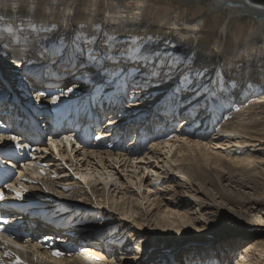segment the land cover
I'll list each match as a JSON object with an SVG mask.
<instances>
[{"label": "bare ground", "instance_id": "6f19581e", "mask_svg": "<svg viewBox=\"0 0 264 264\" xmlns=\"http://www.w3.org/2000/svg\"><path fill=\"white\" fill-rule=\"evenodd\" d=\"M4 1L6 5L4 7L7 8V6H9V8L13 9V13H11L9 9V13L6 17L0 16V26L3 27L2 29L7 30L13 25L17 28L18 25L15 23H18V19L24 21L25 17V15L18 14L20 12H25V9H21V0ZM52 1L59 0H44L43 3L46 4L43 5L49 6ZM60 1L62 4L64 3L67 5L73 2V0ZM117 1L120 0H113L114 3ZM195 1L176 0L175 2H178L179 6H175L172 10V6L170 5L171 8L167 9V12L170 13L179 10L177 17L179 20L182 19L180 22L182 21L183 25L178 26L179 34L175 32L170 35L166 32L164 36L160 38L159 34H162V31L159 29V32L152 31L153 33L143 31V33H136L129 37L127 39L128 45L121 46L116 44L119 48H125L135 43L142 45L144 42L142 47L145 54L150 57V63L155 68L154 73L151 69L138 67L134 63L115 66L114 63L108 62L106 64L108 72H114L116 74V71L119 69V74L112 75L116 77L115 80H113V77H106L108 82L105 83L99 77H96L95 81L92 79L95 75L94 69L90 70L91 73H94L93 76H82L77 73V68H72L70 69L71 72H69L70 79L82 81H74L72 84L68 85L62 78L59 82L49 84L47 87L40 89L36 94L39 100L36 98L35 102L43 106L51 104L52 95L60 96V101L58 102L65 104L73 100L86 99L94 93L98 94L101 92L105 94L109 92V90H106L110 89L108 88L109 85L112 84L113 86L119 79H124V77L120 75L121 71L126 72L125 70L127 69L137 67L138 70L136 72H127V81L125 82H130V77H128V75L137 77V73L141 74L138 77L139 79L146 76L147 81L144 83L130 82L133 90L127 91V89H123L119 93L121 99L119 98L118 102L120 100L121 102L118 103V106L122 108L120 113L122 114V122H125L134 115L131 109L142 111L148 108H150L148 113L151 117H156V120L161 119V117L165 118L164 115L172 116L173 114L179 115L180 113L187 118V110L191 109V116H194V118L186 120L181 119L184 123L182 126L178 127L177 121L175 120L176 118L174 119L173 116H168L174 120L173 124L170 123L168 128V124H166L165 132L158 133V137L152 138V141L150 140L146 143L144 149L139 151L136 155V152L130 147V149H128V147L125 149H112L110 145L78 151L72 147V141L75 140L74 138L70 142H65L62 139L64 136L73 137L70 133H61V135L55 139L59 141L55 148L52 145H46L45 148L36 147L38 151L36 150V152L32 153L34 159L37 160L43 157L44 159H42L46 162V160L53 157L54 160H61L62 163L71 161V169L76 166L75 168L78 169L77 174L79 173V177L75 174V170V172L70 171V174H66L65 176L54 178V175L58 173L51 172L52 170L47 167L50 164L48 163L44 164V172L41 170V173L43 172L46 177H40L38 175L35 178H31V176L28 175L27 177L29 178L27 181L25 178V181H20L24 187H21V184L19 185V180V183L16 182L17 184L11 180L8 184L13 185L17 190L23 192L21 198H32L40 202L43 200L44 203H47V205L52 208H61V215L64 216L62 220H67L66 222L70 223V225L63 228H58L50 224L41 225L40 223H36L33 219H27V216L21 210H11L13 212L12 219L7 224L6 231H16L17 225H23V222H25L26 226L32 223L31 228L40 235V238L36 241H30L23 237L20 239H15L7 235L0 237V245H3L4 240L13 242L7 244L6 247L0 246V257H3L0 264H13L14 256L5 257L3 255L5 250L14 253L15 256H19L25 264H175L174 254L183 250L184 247H187L192 243L191 241L209 244L210 241L215 238L219 239L226 235L222 234L226 230L241 233L246 229L244 227L249 223L263 224L261 221H264V79L260 80V84H255L252 89L251 85L248 86V82H246L243 77L244 74L242 75L243 70H239L236 72L233 71L232 76L240 75L242 77L240 83L229 84L227 81L224 82L222 78L225 75L224 73L226 72V76H229L227 73L231 71L230 66H237L239 62H232L233 60H229V58L226 57L227 54L231 53L229 51L224 52V59L223 61L220 60V63L215 61L212 57L206 56V52L209 51V45L218 47L217 45H219L220 42L227 45L231 37H233L235 39L233 43L239 41V39H244L243 46H239L240 48L238 47L240 50L246 51L252 57L257 56V52L253 53L254 46L264 41V0ZM118 3L119 2H117V4ZM111 5L114 4L104 1L101 6L107 11L120 14V16L114 19H128V24L119 25L121 31H125L126 29L130 30V28L133 27L140 28L141 25H145L139 23L140 21H133L137 16H132L134 12H136L133 7L130 8V12L133 14L130 13L129 15L131 16H129L127 13V15H124L121 12V7L118 9L115 5V9H112ZM28 9L33 11L31 5ZM242 11H246L242 13L243 16L241 14ZM46 12L48 11L46 10ZM18 15L20 16L17 18ZM43 17L45 18L44 15ZM89 17V19H93L92 14H90ZM250 17L253 18L254 21L249 20ZM256 17L258 19L257 21H259L258 23H255ZM171 21L172 26L177 25L175 17L171 16ZM26 22L27 21L21 25H28ZM29 23V26L34 27V29L37 27V29H40L45 26L44 22L33 21ZM81 23L85 25V22L78 23V25H80L79 28L84 30ZM187 24H195L196 26L204 24L202 29L207 28L206 30L204 29V33L201 34L205 35L207 39H201V42L197 46L198 55L195 58L193 57V59L192 53L195 52V47L192 48L188 45V43H192L193 45L194 42H187V40L192 38L190 35L191 28L186 26ZM124 27L126 29H124ZM65 29H68L65 30V36L73 33L69 38V42L78 38L76 31L73 30L76 28L67 27ZM174 29L177 30L176 28ZM109 30L110 29H108V33L111 34L117 32ZM63 31L64 30L61 32ZM2 32H4V35H0V72L1 70L6 71L8 66L5 62H7L8 65L9 63L12 64L10 66V68H12L13 64H15L13 62L16 61L14 58L16 57L20 59L19 61L22 63V66H28L30 63L22 62L24 61L22 56L23 52L19 55L17 47L12 51V54H16V57H10L8 59L9 61L6 60L9 56L2 55L1 51L6 50L5 42L11 37L9 36L7 38V31L2 30ZM5 33H7V35H5ZM25 33L32 34V31L28 32L27 30V32H22L21 34L25 36ZM176 33L181 38L176 37L178 40L173 41L171 37ZM99 34L100 31H95L92 32L90 36L96 41L95 44L90 45V47L97 50L100 49L99 47L102 44V41L99 40ZM43 35L44 34L38 35L37 32L33 40L37 37L38 40L41 41V36ZM105 36L104 34V37ZM31 37L33 38V36ZM55 37L65 38L59 35H55ZM187 37L190 39H186ZM22 39L21 43L24 40L27 42L26 44H22L25 48L23 50L25 52L31 51L29 47V37L24 40ZM105 39H110L115 44V40L108 38V34L107 37L102 40ZM147 40L151 41V43L148 42L145 44ZM196 42H198V40ZM52 43L53 41H50L47 45H52ZM186 43L188 47L185 45ZM36 45L37 44L33 43L34 49H36ZM55 46L56 44L52 45V47ZM180 48L185 49V56H189L187 61H184V58L181 57L182 52L179 50ZM25 55L26 59H30L29 54L25 53ZM173 60L177 62L176 67L179 70L169 72L167 65ZM249 63H255L251 69L260 65V62L258 63L255 59L252 61L247 59V61L243 62V66ZM223 67H225V69H223ZM187 68H191L192 73H187ZM8 71L10 70L8 69ZM195 71H200L202 73L198 78V91L183 86L181 82L186 74L191 75L194 74ZM261 75L264 76L262 73ZM23 78H26L27 81H31L33 80V75L18 71L15 77V83H19ZM218 80L219 83H217ZM172 84L174 86L173 88H167L168 85ZM73 85H75L74 93L61 95L62 90H66ZM210 86H214L215 89L217 88L215 91H218V94H214L212 91L211 94H209L211 90ZM250 88L252 90H250ZM179 91L180 95H175L176 92ZM41 92L46 93L49 99L39 95ZM133 93H137V96L131 101ZM163 94H165V96ZM173 97L176 98V107L175 99H172ZM160 101L164 103L162 106L157 105ZM58 102L56 104L52 103L50 106L54 108L61 107L62 104H58ZM207 102H210L211 107L208 111L199 112L198 110L195 113L194 106H204ZM156 106L161 109H155ZM197 109L199 108L197 107ZM211 119L214 122L210 123ZM193 121L197 123L192 125ZM207 121L212 125H205ZM174 124H176L175 128ZM120 125H122V123L118 121L115 131L123 134V136H126V133L131 129L134 131V134L137 135L145 131L144 134H148L147 138L153 135V133H151L153 130L150 132L149 126L146 124L140 128L139 125L135 124L126 127L125 125ZM137 127L140 130L137 131ZM210 128H213L217 132L212 137L207 133ZM229 133H234L235 135H229ZM8 138L9 136H7V134H0V150H3L6 145H11L10 147L14 150L13 154H15V149L17 148L14 145L16 142ZM119 139H121V137H119ZM64 143L68 147L62 146ZM22 149L26 152L24 148ZM27 165H29V163ZM27 165L24 163L23 170H21L20 174L23 173L27 175V173L24 172L25 169L28 168ZM83 165H86L85 169L82 167ZM140 165H142L141 169ZM79 166L82 168H79ZM90 166L100 168L102 171L99 169L98 174L101 173L102 177L99 178L97 175H94L93 172L91 173V171L88 170H92L89 168ZM126 167L134 169L133 172L127 174V180H123L122 176L124 175L121 176V174L118 177L112 178V175L120 173V168H123L122 171L125 172V170L128 169H125ZM103 168H106L105 171ZM109 168H111V170H109ZM130 171H132V169ZM30 173L34 175L36 170H32ZM106 173L108 175H106ZM149 173L151 174L150 177ZM144 181H146V183L148 181V183L146 184ZM85 186L92 190L93 196L99 195L103 198L107 196L109 199L111 198L113 200L112 202L116 205L112 203L107 205V203L104 202L105 199H98L97 201L92 200ZM143 187L152 191L150 193L151 196L160 194L162 196L164 195V198L162 199L160 195H158L154 201L149 203V207L151 206V208L148 210L147 207L144 214H142L143 211H139L136 209L138 207L135 206H131L130 209L124 208L126 204L130 205L134 203V199H130L131 194L133 196L138 195L135 191L142 192ZM165 189L166 191H164ZM5 191L12 192L13 195H16L14 191L7 187ZM138 198L135 200V203L142 205V198ZM156 201L157 203H155ZM154 204L156 205L153 207ZM107 206L110 208L107 209ZM155 210H157L155 213H160L162 215V217H156V219H158L156 224L162 223L164 226L167 224L168 226L173 225L174 227L177 225L178 230H189L187 232L194 237L190 239L187 238L189 240H182L184 239L182 238L177 242L175 241V243H159V246L157 247L155 245L153 249L152 246H154V244L145 234V230L143 231L140 228L144 227L146 223L141 217L146 214L154 215L153 211ZM224 210L236 212L239 220L234 222L226 221V227H221V221H219V219L224 218L226 213ZM128 213H132L133 215L136 214L132 221L131 217L130 220H127L126 217H121V215L126 216ZM175 216L179 217L174 218ZM139 220L141 221L138 222ZM135 224H138L139 230H141L139 235L133 231ZM181 224L184 225L185 228L181 227ZM148 227L157 229L153 225H149ZM77 232L81 238L82 234H86L85 232H87L91 238L84 240L82 244L76 240L70 242L71 237ZM181 235L180 232L176 238H181ZM103 238H105L106 246L110 243L107 256L103 254V252H105L104 249L103 251L98 250L99 252L95 249L96 245L100 244ZM128 239L135 240L139 243H133L134 245L136 244V247H133L134 245L129 246L127 244ZM120 240L125 243L124 247H117V242H120ZM222 241L223 240H221V242ZM15 243L23 245L25 250L17 249L14 246ZM77 244H81L80 248ZM114 246H116V248ZM151 248L153 250H151ZM258 249L260 255H262L264 246ZM54 250H58L63 254L61 256H55L53 255ZM86 250H88V252ZM85 251L86 253L84 254ZM94 254H100V257L92 260L90 255ZM159 258H161V260H159ZM207 258L210 259L209 257ZM208 259L202 264H215ZM235 264H255V261H253L249 253V248L240 252V256Z\"/></svg>", "mask_w": 264, "mask_h": 264}, {"label": "rangeland", "instance_id": "374dc122", "mask_svg": "<svg viewBox=\"0 0 264 264\" xmlns=\"http://www.w3.org/2000/svg\"><path fill=\"white\" fill-rule=\"evenodd\" d=\"M43 1L44 0H21L20 6H21V9H25L24 10L25 12H20L18 14L25 15L24 21L22 19H18V23H15V22L14 23L17 24V25H21L25 21H27L26 23L33 22V21H35V22L38 21V22H41V23L44 22L45 26H47L49 24V22L56 21V22H59V23H61L62 25L65 26L62 30H68V29H65V28H67V27L73 28V26H74V28H77L76 25H78V23L80 24V22H85V20L90 22L91 19H89L90 18L89 16H90V14H92L93 15V19L96 18L94 20H101V21H104V22L115 23L116 25H118V27H116V26L115 27H111L112 29H110L109 31H119L120 30L119 24L120 25L121 24H128L129 23L128 19H123L122 17L121 18L123 20L114 19L115 17L117 18L118 16H120V14L117 13V12H113L112 11L113 12L112 13L111 11L105 10L101 6L102 3L105 1V2H109V3H113L114 4V5H111L112 9L113 8L115 9V5H116V8H118V9H120V7H121V10H122L121 12L124 15H127V14L129 15L131 13L130 12V10H131L130 8L133 7L136 10V12H137V14H136V12H134V14L131 13V14H133L132 16L137 15L134 18L133 21H137V22L140 21L139 23L145 24L144 27H142V29H144L143 31H146V32L149 31L150 33H153L152 31L159 32V30H161L162 34H159L160 38H162L166 32L168 34H170V35H171V33H175V32H177L179 34L178 26L182 25V21L180 22V20H182V19L179 20L178 17H177V14L179 12V10H178L179 8L178 7H177L178 9H176L178 11H172L171 13L167 12V9L171 8V6H172V10L175 8V6H179L178 2H175L176 0H139V1L138 0H131V1L130 0H120V1H117V2H119L118 4H117V2L114 3L113 0H110L112 2H110L109 0H73V2H71L69 5L64 4V3L62 4L61 1L59 0V1H52L50 3L51 5H49L50 7L48 5L44 6L46 3L44 4ZM4 2H5L4 0H0V3H2V4H0V16H5L6 17L7 14L9 13L8 10L10 9L11 13H13V9L9 8V6H7V8L4 7V6H6L4 4ZM195 2H197V0ZM28 5L29 6L31 5V8L33 9V11L28 9L29 8ZM99 6H100V8H99ZM4 8H6V9H4ZM17 9H20V8H17ZM46 10L49 13L46 12ZM246 11H248V10H246ZM246 11H242L241 14L246 12ZM51 13H53V14H51ZM247 13H249V12H247ZM20 15H18L17 18ZM43 15L45 16V18L43 17ZM124 15H122V16H124ZM129 16H131V15H129ZM171 16L176 18L177 25L172 26ZM242 16H243V14H242ZM5 17H3V18H5ZM47 18H49V19H47ZM249 20L252 21L253 18L250 17ZM257 20L258 19L256 17L255 18V23L259 22ZM129 21H130V19H129ZM191 24L190 25L187 24L186 26L191 28L190 29L191 30L190 31L191 32L190 35L192 36V38L190 39L189 37H187L186 39H190V40H187V42H194V44H195V45L194 44L192 45V43H188V45H190L192 48L195 47V49H194L195 52L192 53V59H193V57L195 58L198 55L197 46L201 42V39L205 38V35H201V34L204 33V31L207 28H204L205 30L202 29V27H204L203 26L204 24H201V26H196L195 24L194 25H191ZM115 28H117V29H115ZM174 28H176L177 30H175ZM192 28H193V30H192ZM199 28H201V29H199ZM124 29H126V28L124 27ZM26 30H28V32L31 31V29L29 27L26 28ZM141 33H143V32L141 31ZM177 33L175 35H172L171 39L173 41H177L178 40L176 37L181 38L180 36H178ZM196 35H197V37H196ZM205 39H207V38H205ZM197 40H198V42H196ZM234 40L235 39L233 37H231V39L227 43V45L225 43H223V42H220L219 45H217L218 47H216L215 45H214V47H213V45H209V47H208L209 51L206 52V54H207L206 56L212 57L213 59H215V61L220 63L224 59V57H223L224 56V52H227V51L231 52L230 54H227L226 57H228L229 60H233L232 62H236L237 61V63L239 62L240 64L238 63L237 66L236 65L230 66L231 67V71L227 73V74H229V76H226V72H225L224 73L225 75L222 77L223 81L224 82L227 81L229 84L240 83V81L242 80V77L240 75L232 76V72L233 71L236 72V71H239V70H243L242 71V75L244 74L243 77L245 78L246 82H248V86L251 85V87L253 89L255 84H257V83L260 84V80L264 79V76L261 75V73L264 74V41L259 42V44L257 43L254 46V52L253 53L257 52V56H253L252 57L246 51H244L242 49L241 50L239 49L240 48L239 46H243L244 39H239V41H236L235 43H233ZM148 42L151 43V41L147 40V42H145V44L148 43ZM22 44H25V43L22 42ZM143 44H144V42L142 43V45ZM185 45H187V43ZM188 45H187V47H188ZM16 47H18V46H16ZM99 48H101V45H100ZM23 49H25V48L22 46V50ZM179 50L182 52L181 53V55H182L181 57L184 58V61H187L189 56L188 57L185 56V49L180 48ZM210 50H211V52H210ZM209 53H211V54H209ZM9 58H10V56L8 58H6V60H8ZM247 59L249 61L250 60L252 61L253 59H255L256 61H258V63L260 62L259 63L260 65L255 66L253 69H251V67L254 66L255 63L244 64V66H243V62L247 61ZM261 62H262L263 65L261 64ZM5 64L8 67L10 65V63L8 65L7 62H5ZM115 66H116V64H115ZM120 67L124 68L123 66H120ZM133 69H135V68L133 67ZM221 69H222V67H221ZM223 69H225V67H223ZM131 70H132V68L127 69L125 71L126 72H131ZM137 70H138V68L136 69V71ZM82 71L84 73V70H81V72ZM81 72L77 71V73H79V74ZM148 72H149V70H148ZM93 74L94 73H91V71H90L89 75L93 76ZM118 74H119V69L116 71L115 75H118ZM69 75H70V73L69 74L67 73L63 77V80H65L68 85L72 84V82H74V81H79V82L82 81V80L70 79ZM84 76H87V75H84ZM109 77H113V76H109ZM115 79H116V77H113V80H115ZM232 79H233V81H232ZM234 80H236V81H234ZM64 84H65V82H64ZM173 87L174 86L172 84V85H168L167 88H173ZM130 88L133 90V88L131 86H130ZM252 89L250 88V90H252ZM43 97H46L47 99H49V97L47 95L43 96ZM36 98L38 99L39 97H36ZM50 105H52V103ZM40 106H43V105H40ZM196 107L199 108V107H202V106L199 105V106H196ZM180 114L179 115L178 114H173L172 115L174 117V119L176 118L175 120L177 121L178 127L182 126L183 123H184L181 119L186 118V117H182V115H183L182 113H180ZM191 114H192V109L188 111V113H187L188 116H187L186 119H191L193 117V116H191ZM193 114H195V113H193ZM168 116L172 117L171 115H168ZM177 117H179V118H177ZM175 125L176 124H174V128H175ZM210 129L208 130L207 133L212 137L217 132L213 128L211 130ZM212 132H214V133H212ZM43 148H45V147H43ZM43 153H45V152H43ZM42 158L43 157H41L40 159H37V160L33 159V160L29 161V165H27L28 162L25 163V165H27V167H28L27 168L28 170L25 169L24 172L27 173V175L23 174L25 177L20 175L21 170H23V168H22L18 174H15V176L11 179V181H14L15 183L16 182L19 183L20 181L23 182V181H25V179L27 181L28 178H29V177H27L28 175L31 176V178H35L38 175L40 177L41 176L42 177H46V175L43 174V172H44V168L43 167H44V164H48V163H50V164L47 167H49V169L52 170L51 172L58 173L56 175L53 174L54 178H58L60 176H65L66 174H70L69 173L70 171L71 172H75V170H76L75 174L77 176L79 175V173L77 174L78 169L75 168L76 166L71 169V166H70L71 163H72L71 161H67L68 163H62L61 160L57 159V161H56V160H54L53 157H51V159L46 160V162H45V160H43L44 158L43 159ZM141 166L142 165H140V169L142 168ZM82 167L85 169L86 165L85 166L83 165ZM82 167L79 166V168H82ZM89 168L92 169V170L88 169L89 171H91V173L93 172L94 175H97V177H99V178L102 177L101 173L98 174V171H99L100 168H98L96 166H90ZM105 169H104V171H105ZM122 169L123 168H120V170H119L120 173L119 174H115L116 173L115 172L116 170H115L114 171L115 175H112L113 176L112 178L118 177L121 174V176L124 175V176H122L123 177L122 179L123 180H127L126 179L127 174L134 171V169L131 168V167H126L125 169H127L128 171L125 170V172H123ZM131 169H132V171H130ZM32 170L33 171L36 170V173L34 175L32 173H30V172H32ZM41 170H43L42 173H41ZM109 170H111V168H109ZM117 170H118V168H117ZM106 175H108V174L106 173ZM150 176H151V174L149 175V177ZM18 180H19V182H18ZM22 182H20L19 185L21 184L20 186L24 187ZM144 183H146V181H144ZM147 183H148V181H147ZM85 188L88 189V192L91 195V199L92 200L97 201L98 199H100V200H104L105 199L106 201L104 200V202H106L107 205H109L110 203L116 205L114 202H112L113 200L111 198L109 199L107 196H105L103 198L102 196H99V195L98 196H95V195L93 196L92 190L87 188V186H85ZM164 191H166V189ZM136 192H137L138 195L133 196L131 194V198H130V199H134V203L130 204V205L126 204L124 208H129L130 209L131 206L132 207L135 206V207H138L136 209H138L139 211H143L142 214H144L146 212V208L147 207H148V210H149V208H151V206L149 207V203L154 201L155 198H157L158 195H160V194H155L154 196H151L150 193L152 191L147 190L146 187L142 188V192L143 193L141 191H135V193ZM138 197L142 198V200H143V204L142 205L135 203V200ZM160 197L163 199L164 195L163 196L160 195ZM142 200H139V201H142ZM155 203H157V201ZM155 205L156 204H154L153 207ZM141 206H142V209H141ZM118 207H120V206H118ZM109 208L110 207L107 206V209H109ZM116 211H118V210H116ZM156 211L157 210L153 211L154 215L146 214L145 216L141 217L144 221H146V223H145V226L140 228V229L143 230V231L145 230V234L150 238V240L154 244V246H152V248L155 247V245L158 247L159 243H164V244H167V243H170V242H174L175 243V241L177 242L179 239H182V238H184L182 240H186L187 238L190 239V238L194 237V236H191L187 232L189 230H185V231L184 230L181 231V229L178 230L177 225L174 227L173 225L168 226L167 224H165V226H164V224H162V223L156 224L157 223L156 221L158 220V219H156V217H158V216L162 217V215L160 213H158V214L155 213ZM224 211L226 212L225 215H224V218H220L219 219V221H221L220 222L221 223L220 224L221 227H226V225H225L226 221H233L234 222L236 220H239L238 217H237L238 214L236 212L226 211V210H224ZM135 215L136 214L133 215L132 213H128V214H126V216H122L121 215V217H126L127 220H130V217H131L132 218L131 221H132L133 218L135 217ZM178 217L179 216H175L174 218H178ZM143 220H142V222H143ZM140 221L141 220H139L138 222H140ZM179 222L181 223L180 219H179ZM149 225H151V226L153 225L157 229H152V227H148ZM181 227L185 228V226L182 225V224H181ZM244 228H246V229H244V231L241 232V233H235L234 231L232 232V230H226L225 232L222 233V234H226V235H224L223 237H221L219 239L215 238L214 240L210 241L209 244H206V243L203 244L201 242L191 241L192 243H190L187 247H184L183 250H181L180 252L174 254L173 257L175 259V264H187V263L188 264H193V263H196V262L198 264H202L203 262H205L206 259H208L207 257H211L215 264H235L237 259H238V257L240 256V252L244 251L247 248H249V253L252 256L253 261H255V264H264V252H263L262 255H260L259 249H258V248H261L262 246H264V223L263 224H257V223L256 224H252V223H249ZM133 229H134L133 231L135 233H138V235H139V233H141V230H139V225L138 224H135ZM150 230H153V231H150ZM180 232L182 234L181 235L182 237L181 238H176L177 235L180 234ZM113 233H115V232H113ZM195 234H197V233H195ZM189 239H187V240H189ZM221 240H223V241L221 242ZM135 242H136L135 240H129V239L127 240V244L129 246L130 245H134L133 243H135ZM137 243H139V242H136V244ZM136 244L133 247H136ZM117 245H118L117 247L120 248V247H124L125 243H123V241L120 240V242H117ZM114 247L116 248V246H114ZM152 248H151V250L154 249V248L153 249ZM134 250L136 251L135 248H134ZM162 259H163V257H162ZM159 260H161V258H159ZM208 260H210V259H208Z\"/></svg>", "mask_w": 264, "mask_h": 264}, {"label": "snow or ice", "instance_id": "6c2138e0", "mask_svg": "<svg viewBox=\"0 0 264 264\" xmlns=\"http://www.w3.org/2000/svg\"><path fill=\"white\" fill-rule=\"evenodd\" d=\"M34 31L39 32H48L49 29L47 28H41V29H33ZM11 31V29H9ZM95 40L92 37H89L86 34H79L78 38L74 39L70 43H65L63 41H58L56 43L55 47H45L44 52L54 56L58 59L65 60L69 66L83 69V70H95V75L92 77V79L95 81L96 77H99L101 80H103L105 83L108 82L106 77L112 76L115 73H109L108 69L106 67V64L108 62H112L116 64L117 66L122 64H136L138 67L148 68L151 69V71L154 73L155 68L150 63V57H148L145 54V51L141 44L135 43L131 44L128 47L125 48H119L116 44H114L110 39H105L103 42L101 48L99 50L90 47V45L95 44ZM177 62L173 60L170 64L167 65L169 68V72L179 70L176 67ZM187 73H192L191 68H187ZM83 71L81 72V75L83 76ZM120 75L124 77L125 81H127V74H125L123 71L120 72ZM202 75L200 71H195L194 74H186L182 78V84L185 87H188L189 89H196L199 90V81L198 78ZM134 79V78H133ZM219 83V80L217 81ZM138 86V85H137ZM123 87V85H122ZM75 91V85L72 87H68L66 90L61 91V95H66L70 93H74ZM41 96H46L47 94L44 92L39 93ZM58 101H60V96L58 95H52L51 96V103L56 104ZM114 123V121H110ZM229 135H235L234 133H229ZM9 140L15 143L16 148H28L29 145L27 144H20L18 142L17 136H11L8 138ZM63 141L70 142L73 140L72 136H64ZM96 139H100V137H96ZM48 143H50L54 148L59 143L57 140L49 139ZM11 146V145H6ZM23 176V173L20 174ZM82 179V177H81ZM4 187H7L8 189L15 192L17 197H21L23 195V192L20 190H17L13 185L11 184H5ZM4 198V194L0 192V200ZM0 221L4 225H7L9 221L7 219H3L0 217ZM261 223H264V221H261ZM13 243L9 240H4L3 245L6 247L7 244ZM17 249L25 250L24 246L20 243H15L14 245ZM63 253H61L58 250L53 251V255L55 256H61ZM5 257H13L14 261L13 264H25V262L19 257L15 256L14 253H11L7 250H5L4 254ZM3 257H0V261H2Z\"/></svg>", "mask_w": 264, "mask_h": 264}]
</instances>
